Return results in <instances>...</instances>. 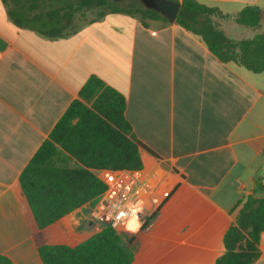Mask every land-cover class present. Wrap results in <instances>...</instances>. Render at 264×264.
<instances>
[{"label":"crops","instance_id":"crops-1","mask_svg":"<svg viewBox=\"0 0 264 264\" xmlns=\"http://www.w3.org/2000/svg\"><path fill=\"white\" fill-rule=\"evenodd\" d=\"M199 1L232 16L247 5L261 8L259 28L233 17L220 22L232 38L264 30V0ZM93 74L125 94L126 117L142 143L139 171L157 199L144 220L131 217L117 230L130 264H215L238 202L264 197V71L221 61L176 21L115 12L51 37L17 25L2 0L0 255L44 264L42 244L75 246L107 226L96 216L100 194L40 228L20 182ZM104 171L96 170L103 180ZM259 250L254 264H264V232Z\"/></svg>","mask_w":264,"mask_h":264},{"label":"trees","instance_id":"trees-1","mask_svg":"<svg viewBox=\"0 0 264 264\" xmlns=\"http://www.w3.org/2000/svg\"><path fill=\"white\" fill-rule=\"evenodd\" d=\"M14 22L51 37L76 33L82 26L108 13L125 12L169 22L167 15L140 2L124 6L115 0H2ZM176 22L200 35L223 62H236L247 69L264 71V30L253 37L232 38L220 19L231 18L246 26H261V8L247 5L236 15L199 0H183ZM96 12V17L90 14ZM95 96V97H94ZM36 151L20 175V182L36 222L45 228L64 215L96 198L106 189L96 170H137L143 166L140 146L126 117L127 98L112 85L91 75ZM92 104L86 101L92 99ZM241 205L237 223L225 234L226 252L215 264H254L260 255L264 232V197L248 196ZM245 239V245L238 247ZM44 264H130L132 256L121 234L107 225L71 246L42 244ZM0 264H15L0 255Z\"/></svg>","mask_w":264,"mask_h":264},{"label":"built area","instance_id":"built-area-1","mask_svg":"<svg viewBox=\"0 0 264 264\" xmlns=\"http://www.w3.org/2000/svg\"><path fill=\"white\" fill-rule=\"evenodd\" d=\"M102 176L106 189L101 193L96 216L118 231L128 227L131 217L144 220L157 203L139 169L107 170Z\"/></svg>","mask_w":264,"mask_h":264},{"label":"water","instance_id":"water-1","mask_svg":"<svg viewBox=\"0 0 264 264\" xmlns=\"http://www.w3.org/2000/svg\"><path fill=\"white\" fill-rule=\"evenodd\" d=\"M181 5V2L176 0H150L148 7L167 15L170 21H176Z\"/></svg>","mask_w":264,"mask_h":264},{"label":"rangeland","instance_id":"rangeland-1","mask_svg":"<svg viewBox=\"0 0 264 264\" xmlns=\"http://www.w3.org/2000/svg\"><path fill=\"white\" fill-rule=\"evenodd\" d=\"M117 2H119L120 4L124 5V6H129L131 3L135 2H140L141 4H143L144 6H148V4L150 3V0H115ZM96 17V12H93L90 14V18H94ZM225 19H230V18H224V19H220V22L223 20V22H228ZM225 20V21H224ZM221 24V23H220Z\"/></svg>","mask_w":264,"mask_h":264}]
</instances>
